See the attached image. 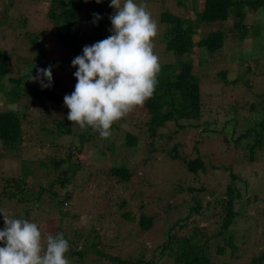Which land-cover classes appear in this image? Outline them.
I'll list each match as a JSON object with an SVG mask.
<instances>
[{
	"label": "rangeland",
	"instance_id": "rangeland-1",
	"mask_svg": "<svg viewBox=\"0 0 264 264\" xmlns=\"http://www.w3.org/2000/svg\"><path fill=\"white\" fill-rule=\"evenodd\" d=\"M50 2L51 0H18V12L30 16L27 28L33 35L43 34L42 40L48 53L56 50V55L64 56L68 54L67 48H63L64 42L58 39L53 23L47 17ZM203 3L204 0H151L153 8L148 10L157 17L159 13L167 11L185 19H195ZM4 10V0H0V19ZM13 13L12 10L9 12L10 15ZM153 18L155 20L156 17ZM20 19H16L15 23L19 24ZM248 22L258 23L259 27L243 41L229 33V39L225 43L227 54L215 53L213 58L209 57L210 64L208 69L204 70L209 81L202 88L207 97L203 98L202 102L205 104L204 112L210 120V113H215L219 108L222 115L216 116L221 117L220 122H225L234 111L233 103L240 109L241 118L245 116L253 119L255 116L250 103L258 102L264 94L263 77L255 78L245 74L240 77L242 84L234 86L228 82L224 83L218 75L225 71L227 80H234L241 75L240 62L252 68L255 67L254 61L264 62V8L258 13L251 12ZM231 24L232 22L229 25ZM111 27L105 28L107 36L111 35ZM215 28L218 27H201L197 31L203 34ZM88 31L91 36V30ZM5 33L0 31V47L14 51L10 65L12 71H8L2 80L9 89L10 78L18 79L24 75L22 72H26L28 61H35L36 52L33 47H29L25 37L23 42L19 43L8 32ZM200 38V34L195 36L196 40ZM157 48L161 51L160 47ZM172 59L171 56L168 60ZM191 59L195 73L198 74L199 69L206 68L199 65L202 59L199 48H195ZM73 70L74 68L68 66L63 71L59 66L53 65L51 87L42 88L38 81L33 80L25 81L22 85L28 90L40 88L43 92H52L54 97L51 98L43 97L38 101L26 94L8 106L4 102L5 93L0 92V111L8 107L27 114L23 126L24 143L19 150L16 153H3L5 148L0 144V193L7 184L14 183L13 176L21 175L23 179L24 176L26 179H33L25 188L34 189L36 179L43 175V160L66 158L70 152L75 155L72 162H80L85 169L81 173L78 172L75 178L69 179L66 189L62 190L55 184L58 193L55 200L43 199L31 206L27 202L28 193L24 191L25 202L4 199L1 210L13 218L14 211L25 213L33 210L30 218L35 219L34 222L45 239L48 233L62 232L68 238L70 248L74 250L80 251L91 244L93 247H90L84 256L85 264H119L112 259L121 256L123 259L135 261L140 256L139 250L148 251L149 247L153 249L162 243L168 226L173 224L177 234L184 233L189 236L195 228H200L201 233L207 236L219 233L224 207L229 198L226 186L233 180L232 187L242 194V200H233L234 209L239 213L229 230L241 239L250 230V236L243 247L247 246V254L260 252L264 247V238L260 231L264 228V223L261 221V228L257 230L251 219L261 217L264 220V191L259 190L261 178L264 176V148L256 150L255 160L252 161L248 149L235 146L234 139L240 132H233L232 138L231 134L224 133L209 137L201 135L203 127L183 129L179 128L176 122H169L152 138L148 126L149 119L138 114L127 115L117 121L115 124H119L120 129L111 131L110 137L102 139L91 128L81 130L67 120L69 109L64 104V96L70 95L77 83ZM242 71L244 72V69ZM253 78L254 80H251ZM250 80L251 83L247 86L245 81ZM57 97L63 100H58ZM211 106L215 110L210 111ZM60 121L70 123L72 133L56 136L54 142L57 146L54 147L50 145L51 142L46 141L42 130L56 129ZM190 122L181 120L180 123ZM245 122L244 120V123L238 125L235 121L237 129L241 130ZM240 126L242 128H238ZM232 128V122L228 123L226 130L230 133ZM85 133H90L91 138L82 142L80 135ZM127 133L138 138L136 147L132 149L125 145ZM245 142L247 140H243V143ZM81 144L83 145L79 150ZM198 157L202 159L205 171L196 174L190 170V163ZM115 160H124L129 168H132L134 176L131 184L122 185L111 175L110 169ZM89 169L93 172L90 178ZM86 170L87 174H83ZM190 188H197L198 191L189 192ZM65 191L68 192L64 193ZM67 194L69 199L65 198ZM124 201L126 204H123ZM197 203L201 205V210L199 213H193L192 207ZM128 214L132 219L126 216ZM142 215L154 217L150 230L139 226ZM0 216V229H3V215ZM223 238V235L212 237L210 244H223ZM101 249L105 256L97 254L96 250ZM128 252L134 254L128 255ZM228 257L230 251L224 256L214 254V260L218 264H226ZM165 260L170 258L166 257Z\"/></svg>",
	"mask_w": 264,
	"mask_h": 264
},
{
	"label": "trees",
	"instance_id": "trees-1",
	"mask_svg": "<svg viewBox=\"0 0 264 264\" xmlns=\"http://www.w3.org/2000/svg\"><path fill=\"white\" fill-rule=\"evenodd\" d=\"M135 2L146 3L149 10L153 8L151 0H135ZM110 3L111 0H102L101 3H97L96 0H51L47 17L53 23L52 26L58 39L64 42L63 48L66 47L68 52V54L61 56L56 55V50H51V48V53H48L44 46V40H42L43 34L33 35L27 28L30 16L23 12H18V0H4L5 10L0 19V31L4 34L8 32L19 43H22V39L25 37L29 47H33L36 52L35 61H28L26 72L23 73L21 71L24 75L18 79L10 78L11 86L7 89L6 84L2 80L5 79L8 71H12L10 65L14 58V51L0 47V92L5 93V104L9 106L10 103H16L17 100L26 94L31 98L35 97L38 101H41L43 97H54L52 92H43L40 88L28 90L22 85L25 81L31 82L32 76H39L38 70L42 68L53 65L59 66L63 71L68 66L73 68L72 60L76 56L83 54L85 45H91L106 38L107 29L105 30V28L112 26L109 16L115 11L109 6ZM263 8L264 0H204L203 7L197 12L195 19H185L167 11L159 13L158 17L155 13L151 14L152 18L156 17L155 21L158 26V32L153 43L154 52L159 57L160 71L157 75V84L152 97L142 107L136 108L128 115L138 114L149 119L148 126L152 138H155L159 130L164 128L169 122H176L179 128L183 129L194 126L203 127L201 135L209 137L224 133L227 135L231 134L232 138L233 132H240L241 134L237 133L239 135L234 139L235 146L248 149L250 159L254 161L256 150L264 148V94L257 100L258 102L250 103L255 116L253 119L245 116L241 118L239 116L240 109L233 103V106H231L234 111L228 116L230 118L226 119L225 122H220L221 117L216 115H222L221 109L219 110L218 108L215 113H210L213 121L205 114V104L202 100L207 96L204 95L202 88L209 81L206 78V74H204L206 73L204 70L208 69L210 64L209 57L213 58L215 53L220 55L227 54L225 53V43L229 39V33L242 41L248 38L253 30L259 27L258 23L251 22L252 25L249 22L247 23L250 13H258ZM11 10L19 16L14 13L10 15L9 12ZM94 14H99L102 18L96 21ZM19 18L22 20L20 19L19 24H16L15 21ZM231 22L232 24L229 25ZM214 26L218 28L208 33L201 34L197 31L201 27L204 29ZM88 30H91V36H89ZM197 34L201 35L198 40L195 39ZM157 47H160L161 51ZM195 48H199L200 55H202L199 65L206 67L205 69H199L198 74L194 72V65L191 59ZM171 56L173 59L170 61L168 59ZM238 60L241 61V59ZM253 64H255V67L252 68L240 62L239 74L241 73V75L234 80H227V72L225 71L220 72L218 75L224 83L228 82V84L234 86L242 84L240 77L245 74L255 78H264V62L254 61ZM243 69L244 72L242 71ZM76 71L77 69L74 68L73 73ZM251 80H254V78ZM251 80L245 81L247 86H249ZM57 99L63 100L60 97H57ZM213 110L215 108L211 106L210 111ZM203 118L204 121L202 120ZM26 119L27 114L20 110L7 107L0 111V144L5 148L3 153L7 151L16 153L22 146L24 143L23 126ZM181 120L191 122L181 124ZM244 120L246 121L245 126L243 128L241 126L238 127L242 128L241 130L237 129L235 121L238 125H241ZM231 122L233 128L229 133L226 130V126ZM119 129L120 125L114 123L111 131ZM42 131L45 133L42 135L46 141L51 142L52 144L50 145L56 147L57 144L54 142V138L71 134L72 128L70 123L60 121L56 129L43 128ZM80 137L82 142L91 138L90 133L81 134ZM225 137L228 138L227 136ZM243 140H247V142L243 143ZM137 143L138 138L131 133H127L125 145L132 149L136 147ZM82 145L79 150H81ZM19 155L20 153H18ZM74 156V153L70 152L66 158L43 160L44 162L41 165L43 175L36 179V186L34 187V189L37 188L36 190L25 188L28 187L30 180L33 181V179H26V176L23 179L21 174V177L13 176L14 179L12 180L14 183L7 184L6 188H3L0 193V210L4 199L9 201L18 200L19 203L25 202L24 191L28 193L27 202L31 206L35 202H41L43 199L55 200V197H58L55 184H58L64 190L69 185V179L75 178L77 174L85 169L80 162H72ZM64 165L66 166L65 169ZM214 168L218 167L214 166ZM190 170L196 174H199V171H205V165L200 157L190 163ZM110 173L122 185L131 184L133 181L134 172L124 160H115ZM83 174H87V170ZM92 175V169H89L88 177L90 178ZM18 182L20 184H17ZM232 184L233 180L231 183L228 182L226 186L229 198L225 207L223 206L224 215L219 233L207 236L201 233L200 228H195L193 234L189 236L184 233L177 234L174 232L175 224H173L168 226L162 243L156 245L153 249L149 247L148 251L139 250L140 256L135 261L123 259L121 256H116L112 260L119 264H218L214 260V254L224 256L230 251V257H228L226 264H264V247L260 252L257 251L256 254L253 252L247 254V246L243 247V244L247 242L250 236V230L242 237L243 241L241 237L229 230L235 223L239 213L234 209L233 200L236 198L242 200V194L232 187ZM259 190L264 191V176L261 178ZM195 191H198V189H189V192ZM66 192L68 191L64 193ZM65 198L69 199V194L65 195ZM195 200L197 202V199ZM57 204L59 205V202ZM123 204H126V201ZM200 210L201 205L197 203L195 207H192L191 211L199 213ZM32 211H25V213L14 211L13 215L14 218L28 219L34 222L35 219L30 218ZM126 216L129 217L130 214ZM129 218L132 219L131 217ZM0 219H2L1 216ZM251 220H253L254 228L257 230L261 228V221L264 223L261 217H253ZM153 223L154 217L142 215L139 226L144 230H150ZM59 229L62 230V228ZM260 231H262L264 238V228H261ZM222 235L224 237L223 244H210V238ZM65 238L68 240L66 236ZM95 238L97 239L98 236L96 235ZM95 243L96 241L93 242L94 246L96 245ZM90 247L93 246L90 244L80 251L70 248V251L66 254L69 264H85L84 256ZM96 251L98 255L105 256L102 249ZM134 252L136 253L137 250H134ZM127 254L132 255L134 253L128 252ZM166 257H169L170 260H165Z\"/></svg>",
	"mask_w": 264,
	"mask_h": 264
},
{
	"label": "clouds",
	"instance_id": "clouds-1",
	"mask_svg": "<svg viewBox=\"0 0 264 264\" xmlns=\"http://www.w3.org/2000/svg\"><path fill=\"white\" fill-rule=\"evenodd\" d=\"M101 3L102 0H96ZM111 35L83 47V54L71 64L76 85L64 96L69 109L67 120L81 130L91 128L102 139L112 135L114 123L152 97L160 71L154 52L158 32L148 5L135 0H111ZM96 21L102 17L94 14ZM32 76L42 88L51 87L52 66ZM46 81V82H45ZM4 227L0 229V264H69V241L62 232L48 233L46 239L35 222L13 218L0 210Z\"/></svg>",
	"mask_w": 264,
	"mask_h": 264
}]
</instances>
